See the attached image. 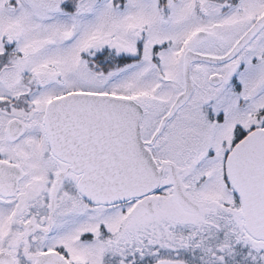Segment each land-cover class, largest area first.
I'll use <instances>...</instances> for the list:
<instances>
[{
	"label": "flooded vegetation",
	"instance_id": "1",
	"mask_svg": "<svg viewBox=\"0 0 264 264\" xmlns=\"http://www.w3.org/2000/svg\"><path fill=\"white\" fill-rule=\"evenodd\" d=\"M200 2L198 16L211 21ZM204 2L223 22L196 31L207 35L199 43L193 38L188 50L204 56L226 57L264 16V0ZM20 5L17 0L2 2L0 14L16 12ZM18 25L15 19L0 17V264H92L95 247L101 248L100 264H245L246 258L236 260L232 254L244 256L246 245L254 254L264 249V241L247 234L243 205L227 176L229 154L247 135L264 129V25L232 59L191 65V96L154 141L162 119L185 91L183 67L172 90L161 88L165 107L152 124L144 122L151 115L145 100L125 95L144 110L142 138L162 178L156 191L117 205L87 201L79 187L83 174L52 153L44 122L47 108L53 100L81 89L66 87L59 74L63 71L50 57L39 59L50 43L24 38ZM213 28L219 33L217 40ZM228 32L230 42L220 47ZM156 67L155 76L169 84L166 72ZM190 106L204 126L201 145L192 143L187 158L183 153L188 149L179 152L177 146L175 152L168 144ZM229 121L234 126L227 138ZM86 124L96 127L91 122L72 127L81 130ZM82 133L74 146L98 152L99 136ZM212 164L225 200L194 193L211 181L207 171ZM176 180L183 193L177 192Z\"/></svg>",
	"mask_w": 264,
	"mask_h": 264
},
{
	"label": "rangeland",
	"instance_id": "2",
	"mask_svg": "<svg viewBox=\"0 0 264 264\" xmlns=\"http://www.w3.org/2000/svg\"><path fill=\"white\" fill-rule=\"evenodd\" d=\"M5 1L0 0V3ZM17 1L21 4L20 10L8 15L0 14V17L15 19L24 38H33L36 42L43 39L50 43L38 57L53 60L54 66L63 71L59 74L64 76L69 90L79 88L81 93L117 97L137 94L145 100L151 114L145 118V125L154 123L155 115L165 107L161 88L172 90L177 83L183 54L191 46L196 31L223 23L218 16L214 17L215 13H210L216 9L206 4L205 0H165L162 3L159 0ZM200 1L209 17H213L211 21L203 22L198 16L200 7L197 3ZM31 3L34 4L31 6ZM218 34L213 28V39H219ZM230 35L231 32H228L221 38L220 47L230 42ZM106 46L130 56L141 53L142 58L125 67L110 63L108 59H95V52ZM156 65L166 72L169 84L163 85L155 76ZM180 120L181 128L170 135L168 146L173 149L179 146V152L188 149L189 152L183 153L188 158L192 155L189 146L192 143L201 145L204 125L195 115L193 106L184 111L177 123ZM233 122L225 125L227 138L231 135ZM175 152L178 151L175 149ZM213 169L212 164L210 172L207 171L211 181L199 185L194 193L218 195L225 200L224 187L218 182ZM97 248L93 249L96 260H91L92 264H100ZM246 249L244 256L233 253L232 257L236 260L246 258L245 264H251L250 259L261 264V261L264 262V249H258L255 254L247 245ZM100 250L98 248V252Z\"/></svg>",
	"mask_w": 264,
	"mask_h": 264
},
{
	"label": "water",
	"instance_id": "3",
	"mask_svg": "<svg viewBox=\"0 0 264 264\" xmlns=\"http://www.w3.org/2000/svg\"><path fill=\"white\" fill-rule=\"evenodd\" d=\"M263 25L264 16L224 58L186 52L183 63L185 91L162 120L154 139L191 96V64L196 61L221 64L232 59ZM206 35L205 32L198 33L194 42L199 43ZM142 115L143 109L135 100L110 95L70 94L48 106L44 122L51 151L56 157L72 162L75 173L83 174L79 187L89 202L120 204L148 195L159 187L162 172L158 171L141 138ZM85 122L94 123L96 127L91 129L87 124L81 130L72 127ZM81 131H91L99 136L98 152L74 146L78 137L84 134ZM228 176L244 204L247 232L264 240V130L247 136L232 152L228 159ZM176 190L182 192L179 180H176Z\"/></svg>",
	"mask_w": 264,
	"mask_h": 264
},
{
	"label": "trees",
	"instance_id": "4",
	"mask_svg": "<svg viewBox=\"0 0 264 264\" xmlns=\"http://www.w3.org/2000/svg\"><path fill=\"white\" fill-rule=\"evenodd\" d=\"M99 58L101 60H105L106 58H111L112 60H110L111 61L110 63L112 62L119 63L122 66V65H127L133 61L139 60L140 57L132 58L126 55H118L115 51L105 48L103 49L102 55Z\"/></svg>",
	"mask_w": 264,
	"mask_h": 264
}]
</instances>
